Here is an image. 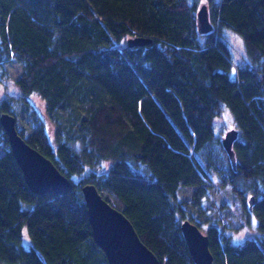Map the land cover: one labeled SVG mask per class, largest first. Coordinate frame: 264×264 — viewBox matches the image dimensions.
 I'll list each match as a JSON object with an SVG mask.
<instances>
[{
    "label": "trees",
    "instance_id": "16d2710c",
    "mask_svg": "<svg viewBox=\"0 0 264 264\" xmlns=\"http://www.w3.org/2000/svg\"><path fill=\"white\" fill-rule=\"evenodd\" d=\"M208 6L214 28L201 34L199 0H0V76L20 65L16 85L44 100L51 124L29 110L37 126L17 127L71 181L63 193H34L0 122L1 262L110 264L88 218L90 183L160 264H196L182 224L201 228L192 210L204 212L215 185L248 209L254 196L260 235L204 233L214 264H264V0ZM229 30L245 43L239 61ZM139 36L152 42L128 46ZM225 109L239 130L235 168L215 131ZM4 112L16 117L12 97L0 99Z\"/></svg>",
    "mask_w": 264,
    "mask_h": 264
},
{
    "label": "water",
    "instance_id": "95a60500",
    "mask_svg": "<svg viewBox=\"0 0 264 264\" xmlns=\"http://www.w3.org/2000/svg\"><path fill=\"white\" fill-rule=\"evenodd\" d=\"M197 28L201 34H207L214 28L208 4H202L198 8ZM151 42V38L141 36L127 40L130 47ZM0 122L7 133L10 149L22 169L28 187L37 194L50 191L66 192L71 186L70 179L49 157L26 141L17 127V118L9 112H4ZM238 137L239 130L233 128L222 138V144L234 168L237 165L234 143ZM82 191L93 238L105 252L110 264H160V259L143 242L131 220L105 199L95 184L83 185ZM254 202L255 197L252 196L249 200L250 209ZM182 231L194 262L214 264L209 236L189 219L183 222Z\"/></svg>",
    "mask_w": 264,
    "mask_h": 264
},
{
    "label": "rangeland",
    "instance_id": "374dc122",
    "mask_svg": "<svg viewBox=\"0 0 264 264\" xmlns=\"http://www.w3.org/2000/svg\"><path fill=\"white\" fill-rule=\"evenodd\" d=\"M202 4H208V0H199V7ZM227 35L234 57L237 61L241 60L246 52L243 39L231 30L227 31ZM236 37H239V40L243 42L242 46L235 39ZM6 71L7 73L5 75L0 76L2 79L0 99L13 98V103L17 111V125L24 128L26 132L31 131L32 128L34 129L37 123L32 125V116L29 113V110H34L38 122L42 121L46 124L47 128H50L51 124L48 121L47 106L44 100L38 94L23 96L15 83V79L21 75V66L12 61L6 65ZM229 114L230 119H226L225 117ZM215 126L216 135L221 139L228 130L236 128L233 115L229 109H225L222 115L216 119ZM50 131L52 132V130ZM2 152L0 148V156L3 154ZM191 195V189L183 188L180 191V200H190ZM248 197L251 198L252 196L249 195ZM249 200L247 205H249L250 209ZM252 208L250 209L251 212L248 208H245L242 201L231 192L229 187L215 185L211 191L210 198L203 205L204 212L196 213L195 210H192V212L202 222L201 230L203 232H206L211 225H218L220 228H224L227 233L231 234L236 243H240L247 238H255L261 234L258 217ZM0 264L6 263L0 261Z\"/></svg>",
    "mask_w": 264,
    "mask_h": 264
},
{
    "label": "snow or ice",
    "instance_id": "6c2138e0",
    "mask_svg": "<svg viewBox=\"0 0 264 264\" xmlns=\"http://www.w3.org/2000/svg\"><path fill=\"white\" fill-rule=\"evenodd\" d=\"M235 39H236V40L241 44V46H242V43H243V42L239 40V37H236ZM225 118H226V119H230V114H229L228 116H226Z\"/></svg>",
    "mask_w": 264,
    "mask_h": 264
}]
</instances>
